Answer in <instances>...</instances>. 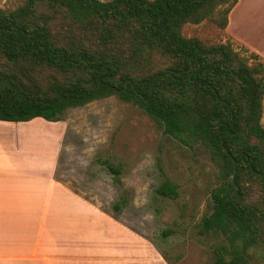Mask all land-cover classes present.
Returning <instances> with one entry per match:
<instances>
[{
    "label": "trees",
    "instance_id": "1",
    "mask_svg": "<svg viewBox=\"0 0 264 264\" xmlns=\"http://www.w3.org/2000/svg\"><path fill=\"white\" fill-rule=\"evenodd\" d=\"M237 3L24 0L0 10V81L7 84L0 120L57 122L71 108L111 96L138 105L166 134L205 146L220 169L212 213L203 217L207 231L225 234L214 264H262L264 62L229 43L208 45L182 33L218 7L215 20L226 28ZM91 38L98 49L87 45ZM106 164L120 182L122 167ZM157 193L177 198L178 185L167 179ZM127 202L121 196L115 210Z\"/></svg>",
    "mask_w": 264,
    "mask_h": 264
},
{
    "label": "rangeland",
    "instance_id": "2",
    "mask_svg": "<svg viewBox=\"0 0 264 264\" xmlns=\"http://www.w3.org/2000/svg\"><path fill=\"white\" fill-rule=\"evenodd\" d=\"M23 3L0 0V10L9 12ZM250 3L245 16L243 3L236 10L231 29L216 22L223 10L218 7L213 18L186 23L182 33L208 45L229 43L244 57L255 53L251 48L264 53V0ZM87 45L99 48L94 38ZM5 86L0 81V89ZM29 131L34 136H28L25 146L32 162L50 165L58 152L59 176L72 180L76 190L109 215L144 234L170 264L215 263V249L225 234L221 229L207 231L203 217L212 213V191L219 184L220 169L205 146L183 144L138 105L118 96L71 108L61 121L36 118ZM106 161L122 167L120 182ZM167 179L178 185L177 198L157 193ZM121 196L128 202L117 211L114 205ZM257 250L264 258L263 247Z\"/></svg>",
    "mask_w": 264,
    "mask_h": 264
},
{
    "label": "crops",
    "instance_id": "3",
    "mask_svg": "<svg viewBox=\"0 0 264 264\" xmlns=\"http://www.w3.org/2000/svg\"><path fill=\"white\" fill-rule=\"evenodd\" d=\"M251 1L238 0L228 28ZM35 121L0 120V264H170L144 234L59 176L58 152L50 165L28 158Z\"/></svg>",
    "mask_w": 264,
    "mask_h": 264
},
{
    "label": "water",
    "instance_id": "4",
    "mask_svg": "<svg viewBox=\"0 0 264 264\" xmlns=\"http://www.w3.org/2000/svg\"><path fill=\"white\" fill-rule=\"evenodd\" d=\"M234 178H235V174H234V176H233V181H234Z\"/></svg>",
    "mask_w": 264,
    "mask_h": 264
}]
</instances>
